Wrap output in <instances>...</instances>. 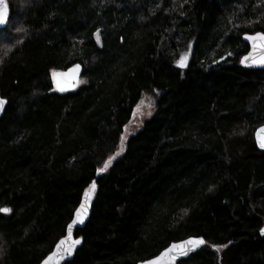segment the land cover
Returning <instances> with one entry per match:
<instances>
[{"label":"trees","instance_id":"16d2710c","mask_svg":"<svg viewBox=\"0 0 264 264\" xmlns=\"http://www.w3.org/2000/svg\"><path fill=\"white\" fill-rule=\"evenodd\" d=\"M7 1L0 264H41L94 181L67 264H139L189 237L207 245L179 264H264V70L240 64L264 0ZM77 63L79 87L54 91ZM144 95L154 114L121 152Z\"/></svg>","mask_w":264,"mask_h":264},{"label":"water","instance_id":"95a60500","mask_svg":"<svg viewBox=\"0 0 264 264\" xmlns=\"http://www.w3.org/2000/svg\"><path fill=\"white\" fill-rule=\"evenodd\" d=\"M4 3L7 5V16H6V22L3 24H0V29H4L8 25L9 17H10V7L7 0H4ZM0 11H3L2 5H0ZM257 34H264L262 32L257 33H246L243 35V41L248 45L249 50L248 52L243 55L240 59V64L242 67L246 69H260L264 70V65H260L256 63L253 59L245 60V57H264V41L262 40H256L255 42L252 40L247 39L246 37L250 36H257ZM254 43L258 45V47H254ZM193 54V43H191L189 50L187 54L184 56L187 57L186 59V66L185 67H177L180 69H186L189 65V62L192 58ZM77 66H79V70L77 71ZM84 67L82 64L77 63L73 66L69 67L65 71H58L53 74L52 76V82L54 85V91L57 92H70L76 90L81 82V77L83 75ZM0 99H3L6 101V103L0 107V119L5 114L7 105H8V99L4 98L0 93ZM255 141L256 145L260 150L264 151V148L260 146L261 142L264 141V125L261 127H258V129L255 132ZM124 150V143H122V150ZM116 157L112 158L114 160ZM109 165V163H108ZM106 168H104L102 171H99L97 176H100L102 172H104ZM96 186V181H94ZM96 190V187H95ZM89 192V190L87 191ZM89 197H86L84 194L82 201L78 208L76 209L74 216L69 223V225H73L71 232L69 233L68 227L66 230V234L64 237H62L58 243L55 245L53 251L41 262V264H45L46 261H48L49 257H52L51 264H67L68 262L72 261L77 253V251L83 246L84 241L82 237L77 236L78 230H82L87 225L88 221L91 218L93 206L95 202V191L89 193ZM86 204L87 208L86 211L81 209V205ZM81 212V216L83 217V223L78 222L77 212ZM73 221H77L75 224H73ZM68 225V226H69ZM203 239L205 241L204 244L200 246H196L194 244H187L185 242L190 240H200ZM65 240L66 243L62 245L59 249L57 248V245L60 243V241ZM79 240V244H74V241ZM177 247H173V246ZM183 245L185 251L182 250L179 246ZM207 245L206 240L203 237H189L187 239H184L179 242L172 243L169 247L164 249L158 256L151 258L149 260L140 262L139 264H179L183 260H188L193 254L200 251L203 247Z\"/></svg>","mask_w":264,"mask_h":264},{"label":"snow or ice","instance_id":"6c2138e0","mask_svg":"<svg viewBox=\"0 0 264 264\" xmlns=\"http://www.w3.org/2000/svg\"><path fill=\"white\" fill-rule=\"evenodd\" d=\"M0 5H2V7H3V11H0V24H3V23L6 22L7 5L4 3V0H0ZM97 38L99 40V36ZM246 38L249 39V40H252L254 42L256 40H258V39L264 41V34H257V36H250V37H246ZM254 47H258V45H256L254 43ZM186 59H187L186 56L181 57V59L177 62L178 67H181V68L182 67H185L186 66ZM248 59H253L256 63H258L260 65H264V57H260V58H256V57H245V60H248ZM78 70H79V66H77V71ZM5 103H6L5 100L0 99V107H2ZM260 146L262 148H264V141L261 142ZM108 163H110V161ZM108 163L105 164V168L108 167ZM95 187H96L95 186V183H93L91 185L90 189H89V192H86L85 193L86 197H89L90 198L89 193L90 192H94L95 191ZM86 208H87V205L86 204L81 205V209L82 210L86 211ZM0 211H3L5 213H8V212H10V209H7V208L0 209ZM77 217H78V222L79 223H83V217L81 216V212L80 211L77 212ZM76 222L77 221H73V224H75ZM72 226L73 225H71V224L68 226L69 233L71 232ZM262 234H264V230H262ZM65 243H66L65 240L60 241V243L57 245V248L59 249ZM79 243H80L79 240L74 241V244H79ZM185 243H187V244H194L196 246H200V245L204 244L205 241L203 239H200V240H190V241H187ZM173 247H177V246L174 245ZM179 247L182 250H184L185 251V254H186V251L187 250L184 249L183 245H180ZM51 262H52V257H49L48 261H46L45 264H51Z\"/></svg>","mask_w":264,"mask_h":264},{"label":"rangeland","instance_id":"374dc122","mask_svg":"<svg viewBox=\"0 0 264 264\" xmlns=\"http://www.w3.org/2000/svg\"><path fill=\"white\" fill-rule=\"evenodd\" d=\"M155 108L152 105L151 99L144 95L140 103L137 105L133 117L132 123L128 126L126 130L122 143H126L128 135L135 134L138 132L144 122L154 114Z\"/></svg>","mask_w":264,"mask_h":264}]
</instances>
